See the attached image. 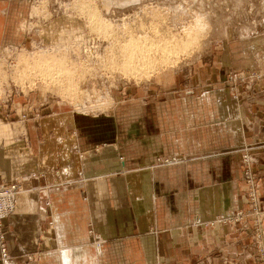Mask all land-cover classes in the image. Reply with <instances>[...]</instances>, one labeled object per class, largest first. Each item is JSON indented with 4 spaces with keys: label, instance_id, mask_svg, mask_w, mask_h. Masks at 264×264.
Wrapping results in <instances>:
<instances>
[{
    "label": "crops",
    "instance_id": "1",
    "mask_svg": "<svg viewBox=\"0 0 264 264\" xmlns=\"http://www.w3.org/2000/svg\"><path fill=\"white\" fill-rule=\"evenodd\" d=\"M29 4L0 0V49L80 36L79 22L58 18L28 37ZM259 26L244 40L230 32L192 76L154 87L147 102L137 96L102 116L1 101L0 181H23L2 221L0 264H246L234 217L246 201L244 150L264 204V77L247 89L224 73L258 70L243 50L264 45Z\"/></svg>",
    "mask_w": 264,
    "mask_h": 264
},
{
    "label": "rangeland",
    "instance_id": "2",
    "mask_svg": "<svg viewBox=\"0 0 264 264\" xmlns=\"http://www.w3.org/2000/svg\"><path fill=\"white\" fill-rule=\"evenodd\" d=\"M58 18L79 22L80 36L54 43L28 39L0 49V103L40 101L48 111L102 116L137 96L147 102L154 87L179 74L192 76L230 32L232 41L260 32L264 0H30L25 32L38 37L43 25ZM261 50L264 45L253 39L243 56L250 54L256 65ZM240 72H225L224 80L249 86ZM35 111L26 109L23 118ZM244 184L246 201L234 221L249 245L246 264H264V204L251 206Z\"/></svg>",
    "mask_w": 264,
    "mask_h": 264
},
{
    "label": "built area",
    "instance_id": "3",
    "mask_svg": "<svg viewBox=\"0 0 264 264\" xmlns=\"http://www.w3.org/2000/svg\"><path fill=\"white\" fill-rule=\"evenodd\" d=\"M22 49V48H20ZM254 57L258 58V62H256V68L258 69L256 72H252V75L245 74L244 72H240V76L246 77V81H249V86H246L247 89H250L251 84L254 81V78L260 79L264 77V52L263 50L258 51ZM254 160L252 155L248 150L243 151L242 156V165H243V179L246 182V194L248 196L250 205L256 208V210L260 209L259 205L261 203V199L259 194L257 193V180L253 171ZM23 181V178H16L11 182H2L0 181V255L3 259L8 258L9 252L6 246V237L3 230V219L12 214L17 206V195L20 191V185ZM242 214L239 212L238 215ZM260 221V217H259Z\"/></svg>",
    "mask_w": 264,
    "mask_h": 264
},
{
    "label": "bare ground",
    "instance_id": "4",
    "mask_svg": "<svg viewBox=\"0 0 264 264\" xmlns=\"http://www.w3.org/2000/svg\"><path fill=\"white\" fill-rule=\"evenodd\" d=\"M186 36V35H185ZM176 41V40H175ZM178 41V40H177ZM130 44V43H129ZM178 44V43H177ZM173 47V46H172ZM130 48H131V46H130ZM168 49V48H167ZM132 55V54H131ZM136 56V55H135ZM130 58V57H129ZM143 58V57H142ZM137 60V59H136Z\"/></svg>",
    "mask_w": 264,
    "mask_h": 264
}]
</instances>
